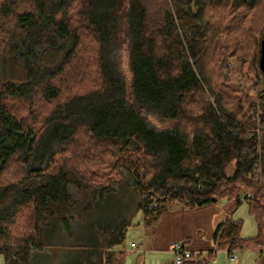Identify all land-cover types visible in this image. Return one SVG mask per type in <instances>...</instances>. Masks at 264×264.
Masks as SVG:
<instances>
[{"label": "trees", "instance_id": "16d2710c", "mask_svg": "<svg viewBox=\"0 0 264 264\" xmlns=\"http://www.w3.org/2000/svg\"><path fill=\"white\" fill-rule=\"evenodd\" d=\"M263 35L264 0H0L3 263L32 264L120 187L155 220L171 199L246 204L254 236L228 218L181 264L264 254ZM124 221L79 264H121Z\"/></svg>", "mask_w": 264, "mask_h": 264}, {"label": "rangeland", "instance_id": "374dc122", "mask_svg": "<svg viewBox=\"0 0 264 264\" xmlns=\"http://www.w3.org/2000/svg\"><path fill=\"white\" fill-rule=\"evenodd\" d=\"M233 66V84L234 86L244 87L248 89V81L245 82L242 76L238 73L239 64L232 60ZM121 68L126 72V53L121 54ZM263 78L264 75L262 74ZM264 85V80L262 81ZM136 197L132 192L126 188L120 187L113 195H108L103 200L94 203L92 206V213H79L74 215L73 236L67 237L60 235V242L51 247L43 249L44 254L36 256L32 264H79L87 257H93L94 251L97 250L101 244V238L98 237L100 229L111 225H119L124 221V240L118 246L119 250L123 251L121 257V264H170L172 263V253L166 255L165 253H158L150 249H146L148 244L153 240L154 231L156 229L155 212L144 215L141 211L136 209ZM165 211H172L177 209H189L184 203L178 199H171L160 203ZM163 211V212H165ZM162 212V213H163ZM235 219L243 221L241 235L243 237H252L256 234L257 228L254 219L248 214L246 205L240 206L237 213L234 214ZM217 223V217L210 221V246L212 249L213 234ZM206 229H208V224ZM197 233V232H196ZM194 235L198 237V233ZM133 243L135 248H131ZM184 243V242H183ZM53 254V256H52ZM231 255H235L236 259L231 260ZM230 256L222 249L215 252L212 264H262L259 257H264L253 249L236 250ZM171 257V258H170ZM0 264L3 263V258L0 255ZM264 264V262H263Z\"/></svg>", "mask_w": 264, "mask_h": 264}, {"label": "crops", "instance_id": "0c3cea01", "mask_svg": "<svg viewBox=\"0 0 264 264\" xmlns=\"http://www.w3.org/2000/svg\"><path fill=\"white\" fill-rule=\"evenodd\" d=\"M242 205L246 204H237L234 199H224L199 207L165 211L158 217L153 240L146 249L151 247L158 253L168 255L171 254L174 243L184 242L185 247L192 253H206L211 249L210 221L217 217V223L220 224L228 218H234ZM195 233L197 238L194 237ZM261 261L264 262V257H261Z\"/></svg>", "mask_w": 264, "mask_h": 264}, {"label": "built area", "instance_id": "2783aa9c", "mask_svg": "<svg viewBox=\"0 0 264 264\" xmlns=\"http://www.w3.org/2000/svg\"><path fill=\"white\" fill-rule=\"evenodd\" d=\"M131 248H135V245L133 243L130 244ZM171 253L173 256L172 263L173 264H181L184 260H189L193 254L191 251H189L183 242H177L174 243L171 246ZM235 255H231V260H235Z\"/></svg>", "mask_w": 264, "mask_h": 264}, {"label": "water", "instance_id": "95a60500", "mask_svg": "<svg viewBox=\"0 0 264 264\" xmlns=\"http://www.w3.org/2000/svg\"><path fill=\"white\" fill-rule=\"evenodd\" d=\"M258 68L260 72L264 75V35L260 41Z\"/></svg>", "mask_w": 264, "mask_h": 264}]
</instances>
